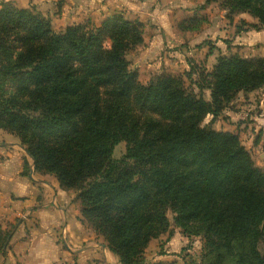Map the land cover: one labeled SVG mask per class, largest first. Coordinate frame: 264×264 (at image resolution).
I'll return each instance as SVG.
<instances>
[{"label": "trees", "instance_id": "16d2710c", "mask_svg": "<svg viewBox=\"0 0 264 264\" xmlns=\"http://www.w3.org/2000/svg\"><path fill=\"white\" fill-rule=\"evenodd\" d=\"M224 3L264 24V0ZM143 30L116 15L56 33L33 9L0 1V130L36 173L77 192L81 221L119 264H149L169 212L184 236H203L208 264H264V170L238 136L201 127L239 92L264 87V58H222L198 81L188 74L198 93L170 72L144 86L127 60ZM10 233L0 231V254Z\"/></svg>", "mask_w": 264, "mask_h": 264}, {"label": "rangeland", "instance_id": "374dc122", "mask_svg": "<svg viewBox=\"0 0 264 264\" xmlns=\"http://www.w3.org/2000/svg\"><path fill=\"white\" fill-rule=\"evenodd\" d=\"M148 3L152 13L158 12L154 18L158 22L152 25L151 18L141 22L144 25V44L127 56L131 69L139 73L144 86L155 76L170 72L182 77L186 87L198 93L195 85L187 79L188 74L198 81L201 74L213 72L222 58H264V24L247 11L231 12L224 0H148ZM64 4V0L54 2L48 10V14L52 13L53 16L47 17L35 7L29 9L49 19L54 32L58 33L72 23L67 20L70 11L66 10V18H62ZM125 9L111 17L117 15L126 20L139 21L132 18L139 15L138 10L130 6ZM77 22L72 26L93 27L103 21L95 25L85 17L84 21ZM62 28L64 30L60 31ZM203 95L207 101L211 100L209 91ZM201 127L238 136L255 166L264 170V87L252 92H239L233 100L223 105L218 116H207ZM126 147L125 141L117 145L113 158L122 159ZM74 193L77 195V192ZM174 218L175 215L169 212L171 227L150 242L144 254L145 261L149 264H208L212 257L204 255L203 236H184L175 225ZM100 238L105 244L104 239ZM161 259L163 261H159ZM227 264L233 263L228 261Z\"/></svg>", "mask_w": 264, "mask_h": 264}, {"label": "crops", "instance_id": "0c3cea01", "mask_svg": "<svg viewBox=\"0 0 264 264\" xmlns=\"http://www.w3.org/2000/svg\"><path fill=\"white\" fill-rule=\"evenodd\" d=\"M6 1L24 9L35 7L47 17L53 16L48 10L58 0ZM134 1L64 0L62 18L68 10L67 20L72 22L68 26L85 17L99 25L130 6L139 11L133 19L151 18L155 25L158 12L149 10L148 0ZM75 199L76 194L63 191L54 176L36 173L18 139L0 130V231H11L0 264H119L102 239L81 221V207Z\"/></svg>", "mask_w": 264, "mask_h": 264}]
</instances>
